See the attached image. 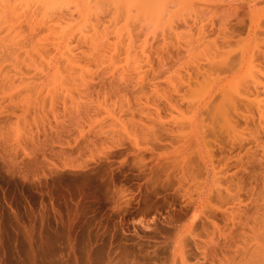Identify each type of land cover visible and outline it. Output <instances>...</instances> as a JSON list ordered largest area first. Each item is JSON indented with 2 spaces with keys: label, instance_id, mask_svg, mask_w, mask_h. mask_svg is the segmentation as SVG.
<instances>
[{
  "label": "rangeland",
  "instance_id": "rangeland-1",
  "mask_svg": "<svg viewBox=\"0 0 264 264\" xmlns=\"http://www.w3.org/2000/svg\"><path fill=\"white\" fill-rule=\"evenodd\" d=\"M0 264H264V0H0Z\"/></svg>",
  "mask_w": 264,
  "mask_h": 264
}]
</instances>
